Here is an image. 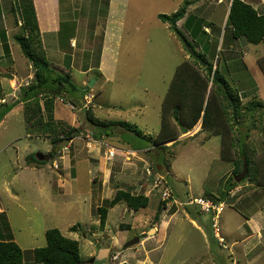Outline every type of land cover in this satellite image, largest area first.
<instances>
[{
	"label": "rangeland",
	"instance_id": "rangeland-1",
	"mask_svg": "<svg viewBox=\"0 0 264 264\" xmlns=\"http://www.w3.org/2000/svg\"><path fill=\"white\" fill-rule=\"evenodd\" d=\"M44 1L37 0L40 31L54 30L60 18L57 34L49 39L51 53L46 58L57 74L70 72L77 89L70 98L64 95V99H56L54 121L43 130L28 126L27 101L21 98L34 76V67L16 40L23 32L15 25L20 2L7 3L10 30L6 33L2 28L5 14L2 16L0 8V20L4 19L1 20L0 40L3 39L8 55L0 59V72L1 75L14 72L15 76L13 80L0 78V98L4 100L0 107L18 100L0 119V212L6 211L15 241L26 251L25 261H32L31 250L46 246L47 230L59 229L64 236L80 243L81 258L85 262L96 258L111 242L108 255L109 264H112L111 259L116 256L113 245L123 252L137 237L140 242L154 237L158 243L156 247L148 242L145 248L139 242L129 247L131 253L142 254L146 249H154L156 253L152 254L157 255L154 264H264V251L251 262L243 256L246 243H264L262 225L256 227L257 232L263 233L261 240L255 239L258 237L255 232L250 239L244 226L245 218L257 210L264 215V182H259V178L236 183L235 177L242 172L235 175L232 164L240 158L242 149L254 164L255 159L264 161V62L263 66L260 64L264 61V43L253 45L244 38L234 39L229 31L224 33L232 0H114L112 8L110 0H62L60 9H56L57 15L53 13L59 0H54L55 3L47 0V7ZM244 1L256 3V0ZM12 7L14 13L10 12ZM180 11H186V15L179 20L182 13L175 14ZM160 14L174 15L172 20L177 18L175 26L197 53L206 58L204 62L212 64L222 75L217 73L225 87L220 84L218 91L200 65L193 69L205 78L208 91L203 92V96L206 93L203 109L208 112L210 122L216 121V127L227 136L228 158L224 157L223 145L218 139L213 140L216 135L210 139L208 136L202 143V135L195 137L197 132H190L195 127L184 133L193 118L195 108L190 106H183L188 111L182 109L180 119L173 114L179 111L178 105L166 114L168 126L165 125L178 136L177 140L164 143L169 148L165 151L150 148L146 152L134 149L140 143L151 146L150 142L158 136L163 105L176 68L184 61L190 66L194 64L176 36L172 20L164 23L159 19ZM45 38L48 40V35ZM36 43L40 45L35 41L31 47L37 49ZM58 46L63 53L58 51ZM92 82L93 86L89 87ZM87 87L88 93L82 99ZM220 92L238 99L237 121L234 107L228 114L221 112V100L225 106L226 103ZM169 98L167 96L168 101L172 100ZM73 99L77 100V105L70 104ZM257 102L263 105H254ZM249 107L254 110L251 112ZM87 110H92L95 118L101 121L129 123L135 134L95 140L92 126L86 119ZM219 112L221 115L217 118ZM55 127L59 134V130L68 131L70 127L80 130L81 134L74 130L69 144L57 148L59 144L54 147L47 138L55 132L58 134ZM93 130L96 133L97 129ZM212 131L203 133L210 135ZM38 133L39 138L36 137ZM221 138L223 141V136ZM111 148L117 150L113 157L107 155ZM55 150L54 158L31 170L26 160L28 156L49 155ZM160 177L172 182L177 203L162 200L161 193L153 187L154 180ZM226 185L240 188L234 198L223 201L225 209L219 216L218 233H221L220 238L226 239L224 246L210 237L215 231L212 216L202 212L198 204L185 203L203 199L204 192L221 199ZM120 189L148 196L149 206L138 212L130 210L124 202L110 208L109 202ZM260 198L262 203L256 202ZM162 202L165 206L160 205ZM105 206L109 207V214L102 230L97 210ZM160 207V220L162 216L165 219L175 217L166 231L165 241H162L163 232H159L160 221L155 222ZM194 215L209 223V230L201 228L200 221H195V227ZM240 226L246 241L232 239L238 238ZM99 262L96 259V263Z\"/></svg>",
	"mask_w": 264,
	"mask_h": 264
},
{
	"label": "trees",
	"instance_id": "trees-1",
	"mask_svg": "<svg viewBox=\"0 0 264 264\" xmlns=\"http://www.w3.org/2000/svg\"><path fill=\"white\" fill-rule=\"evenodd\" d=\"M19 2H20L19 21L21 22V28L23 32L22 34H19L16 37V40L20 44V47L24 55L29 59L30 63L34 67V76L31 79L30 85H26L28 90L27 92L24 93L25 95H23L21 98L27 101L25 102L26 104L25 107L27 109L26 115H27L28 126L32 128H38L39 130H43V128L49 125V123L54 121L56 99L58 98L64 99V95H67L69 97L71 93L76 91L77 87L72 81V76L70 72L57 74L56 71L53 70L54 68L51 67L49 61L46 58L47 57L46 51L42 43L38 14L34 4V0H19ZM180 13H182V15H180L179 20L186 15V11L184 12L180 11L176 13L175 16ZM173 17L174 15L173 16H168L164 14L159 15V19L164 23L171 22ZM174 26H173V30L176 36H178V38L182 41V43L183 40H186L193 47V45L188 41L184 33L178 27L176 26L174 27ZM224 30H225L224 33L229 31L234 39L244 38L247 42L253 45H259L261 43H264V13L263 14L259 13L258 10H256L251 4L245 2L244 0H233L230 6V12ZM35 41L40 44L38 45L36 43L38 45L37 49L31 47V45H33ZM184 48L186 49L185 46ZM198 55H200L204 60H206V58L201 53H198ZM213 55L216 56V54L214 53ZM191 58L194 59L192 56ZM263 62H264L263 60L260 62L262 66H263ZM193 63L194 64L190 66L186 64V61H184L181 65H179L176 68L175 75L168 89V92L166 94V99L163 105L164 112L162 116V128L160 129L158 136L155 139H153V141L150 142V140H148L151 146H149V144L143 146L140 143L138 144L139 146L136 145L134 146V149L136 151L143 150V152H146L147 151L146 148H148L149 151L150 148L166 150L167 148H169V146H165L164 143L177 140L178 136L174 134L175 132L173 129H169L167 127L168 125L165 122L167 121L166 114L169 113L170 111H173L174 107L178 105L179 107L177 108L179 109V111L175 110L173 112L174 117L176 119H180L179 114L181 111L183 110L188 111V108L183 106H190L189 108L191 107L195 108L192 113L193 118L191 122L188 123L185 128L183 127L185 129L184 133H187L190 130H192L198 123H200L199 121L201 120L202 126L200 132H206V130H213L212 131L213 134L209 135L210 137L215 135L223 136L224 139L222 141V145H223L224 157L228 158V156H226L227 154L225 150L226 149L225 139L227 136H225V134L216 127L217 124L216 121L210 122L208 112L207 111L204 112L203 109L206 93L208 91L207 84L204 82L205 78L203 77V75L197 73L193 69L195 65H200V67L206 71V75L210 79L209 81H211L212 78L211 82L214 85H216L217 90L220 91L221 90L220 84L222 86L224 84L221 82L222 80H220V76L217 74L219 73V70L218 69L214 70L213 65L212 64L210 65L208 62H206L207 64L206 66H202L196 59H194ZM262 70L264 73V68ZM85 89H86L85 90L86 93L84 94V96H82V99L86 97L89 87ZM195 90H199V93L195 92ZM205 91H206L205 96H203L204 94L203 92ZM220 93H221L220 95H223L224 101L226 103L225 106V104L221 100L220 103V105L222 106L221 112L228 114L229 109L232 110V108L235 106L237 109L236 113H238V108H240L238 107V101H237L238 99H235L233 95L222 94V92ZM167 96H169L170 97L169 99L172 100L168 101ZM76 101L77 100L75 99L70 100V102L73 105H77ZM42 102L44 104L43 105L44 107H42ZM170 102H174L176 104L172 105V103L170 104ZM231 102H233L234 105ZM16 103H18V100L14 101L11 104L6 103L2 107H0V119H3V117H5V115L11 111L12 107H14ZM254 105L262 106L263 103L257 102V104ZM248 110L252 112L254 108L249 107ZM190 112H192V110ZM221 112L217 114V118L221 115L220 114ZM86 119L87 122H89L90 125L92 126L93 137L95 138V140H99L101 137L111 138L116 135L121 136V134L124 135L127 133L135 134L134 130L131 128V125L129 123L98 120L95 118V115L93 114L92 110L86 111ZM231 119H233V114ZM237 119L238 116L236 117V121ZM93 128L97 129L96 133H94ZM74 130L75 129H71L70 127L68 131L59 130L60 131L59 134L57 127H55L54 131H57L58 134L56 135L55 132L54 133L55 135L50 137L54 147L55 146L57 147V145L60 142H62L66 138V136L68 137L67 139L69 140L72 139L70 135L74 133ZM78 131H79L78 134L80 135L81 134L80 130ZM63 133L66 134L65 137L61 136L63 135ZM56 150L55 152H52L51 154L46 156L49 157L50 159L54 158L55 154H57ZM239 152H240L239 153L240 158L236 159L233 162V167H234L233 173H235L236 175L239 174L240 172H243L244 164H246L248 168V174L245 180L252 181L254 179L260 178L259 182L261 181L264 182V174L262 173V170L264 172V161L258 162L255 159L254 160L255 164H254L253 160L250 158L249 154L246 152L245 149H242ZM26 160L28 161L29 165L34 167H40L45 162H47V161H40L37 159V157H34L33 155L28 156ZM167 181L168 183L170 182L169 179ZM169 184L171 190L173 191L172 182H170ZM231 186H234V183H232ZM258 187H261V185H259ZM225 196H227L226 192L224 193L221 199L216 198L209 193H206L204 195V199L211 200L214 202L215 201L222 202L224 201ZM122 202L126 203L127 207L130 210H133L134 212H138L139 210L146 209L149 206L150 198L146 195H137L129 190L120 189L116 192L115 197L109 202L108 206L110 208H113L117 204ZM165 204H166L165 202H162L160 205L165 206ZM109 207L106 206L100 207L97 210L100 217V228L102 230L106 227L107 224ZM160 216H161V207L159 208L155 216L156 223H159ZM0 218L2 220L0 222V264H26L24 257L26 251H24L14 240V235L10 227L7 214L4 212H0ZM210 237L213 241H215V238L212 237V235ZM46 242L47 245L45 247L31 250V258L34 263L90 264L89 263L90 261L85 262L81 258L80 243L77 240H73L71 238L64 236L59 229L47 230ZM93 264L96 263L94 262ZM122 264H126V263H122Z\"/></svg>",
	"mask_w": 264,
	"mask_h": 264
},
{
	"label": "crops",
	"instance_id": "crops-1",
	"mask_svg": "<svg viewBox=\"0 0 264 264\" xmlns=\"http://www.w3.org/2000/svg\"><path fill=\"white\" fill-rule=\"evenodd\" d=\"M11 1L12 0H0V8L2 9L1 11H3V15L2 16H4V14H5V22L2 25L3 31H5V33L6 32H9V30H10L9 27H8V20H7V15H6V7H7V3L8 2H11ZM52 1L54 2V0H52ZM61 2H62V0H59L57 2V4H56L57 5V8L55 6V10H54L53 15H57L58 10H56V9H60ZM255 2L256 3H253V2H247V3L251 4L256 10H258L259 13L263 14L264 13V1L256 0ZM42 3L43 2H41V4ZM44 3L46 5V7H47L48 1L45 0ZM34 4H35L36 10H37V14H38L39 25L41 26L40 16H39V13H38L39 7H38L37 0H34ZM113 4H114V0H110L109 7L112 8ZM14 11H15L14 10V7L10 8V12H13L14 13ZM1 20L4 21L3 18ZM1 20H0V27H1ZM15 20H16L15 21L16 27H21V22L19 21V18L16 17ZM6 21H7V24H6ZM57 23L60 24V18L58 19ZM57 23H56V27L54 28V30L48 29V30H45V31H42L41 32V35H42V43H43V47H44V49L46 51V55L47 54L49 55L51 53V49H48V48H49V46H52V42H50L49 39L50 38H54L55 37V34H57V31H58V25H57ZM111 25H112V23H110V25H108V28ZM52 32L54 33V35L51 34ZM47 35H48V40L45 38ZM107 41H108V38H107ZM2 42H3V39L0 40V59H4V58L7 57V53L5 51V43L3 44ZM6 42H7V40H6ZM56 47H57V45H56ZM55 51H56V49H55ZM58 51L61 52V53H63L62 51H60L59 46H58ZM62 56H64V54ZM103 64H104V62L102 63V66H103ZM102 69H103V67H102ZM0 74H1V72H0ZM12 75L14 76V72H12ZM1 77L2 76H0V78ZM31 77L33 78V76H31ZM2 100L3 99H0V104H1V101ZM201 126H202V122L201 123H198L195 126V128L192 131H190V132H192V133H194V131L197 132L196 135H195V137L196 136H199V135H202V137L204 139H202L201 141H202V143H204L205 138H208L209 135H208V133L200 132L201 131ZM187 135H184V136H187ZM36 137L39 138L40 137V134L39 135H36ZM41 138H44V137H41ZM47 138H50V137H47ZM210 138L211 137L209 136V139ZM215 139H218L217 142L221 143V145H222L221 135H216V137H214L213 140H215ZM146 150H148V148H146ZM30 168H31V170L38 169V167H34V166H31V165H30ZM225 188H226L225 192L227 193V196L224 197L225 198L224 201L225 200L227 201L228 199L234 198L236 196V192L239 190L240 187L238 189H236V188L233 189V188H231V186H227L226 185ZM205 194H206V192H204L203 195H205ZM203 195H202V198H204ZM261 199L262 198H260L256 202L262 203V202H260ZM188 210H190L189 211L190 213H192V214L194 213L191 209H188ZM2 211H4V209H2ZM261 212H262L261 210H257L256 212H254V214H251V215H249V217H246L245 218L246 220H245V223H244L245 225L244 226H246V228H247L246 229L247 232L245 234H247L248 236H250V239H251V236H252V233L253 232H255L254 234L258 236V237L255 238L256 240H261V238L263 237L262 231H260V232H257L256 231L257 225H258V227L260 225H262L263 226V229H264V215ZM4 213H6V211H4ZM195 217H196V220L193 221V225L195 227H196L195 221H200V223H201V226L200 227L203 228V229H208L209 230V226H208L209 223H207V222L204 223V221L202 220V218L201 217H198L197 215ZM174 218H175L174 215L170 216V219H165V217L162 216V220H160V224H158V225H160L159 232H161V233L162 232L163 233L165 232L164 234L162 233V235H163L162 241H165V239L167 238L166 235H165L166 234V231H168V227L171 225L172 219H174ZM211 223H212V221H211ZM200 227H199V229H201ZM212 228H213V226H212ZM241 228H242L241 226L238 228V234H239L238 238H232L233 240H235V239H244L243 241H246L245 238L243 237L245 235H243ZM203 229H201V230H203ZM213 237L215 238V240L218 243L219 241L215 237V231L213 233ZM14 240H15V237H14ZM148 242L150 243L151 246H155L156 247L158 245L157 239L154 238V237H150L148 239L141 240V242H140L139 245H143L146 248V245L145 244H147ZM236 243L237 242H235L234 244H236ZM225 244H226V239L224 238V245ZM150 245H149V247H150ZM246 245H247V247L245 246V249H244V252H243L244 253L243 256L246 257L250 262L251 261H255L254 260L255 256L256 257L261 256L262 255V252L264 251V243H261L259 241H257V242L255 241L253 244H251L249 242V243H246ZM110 246H112L111 245V242L109 243V245L107 244V246H104V247H105V249H109L110 250ZM113 247L115 248L114 250H116V254H115L116 256L113 259H111L112 264H117L115 262L118 261V260L120 261V262H118V264H122V263H126V264H154L157 261V259H155L157 257V255L155 256V253L156 252H155L154 249H152V250H147L146 249V251H143L142 254H138V253L136 254V253H131L130 248H128L125 251L121 252L119 250V248H117L115 245H113ZM153 251L155 252L154 254H152ZM109 259H110V256L108 255V257L106 259L98 260V261H100L99 263H96V261H95V263L96 264H109V262H110ZM158 260L160 261V258H158ZM25 263L26 264H36L33 261H31V260H27V261H25Z\"/></svg>",
	"mask_w": 264,
	"mask_h": 264
},
{
	"label": "built area",
	"instance_id": "built-area-1",
	"mask_svg": "<svg viewBox=\"0 0 264 264\" xmlns=\"http://www.w3.org/2000/svg\"><path fill=\"white\" fill-rule=\"evenodd\" d=\"M30 83H31V81L28 82L27 84H30ZM88 138L90 139V137H88ZM108 151H107V155H109L110 157H113L114 155L117 154V150L115 148H111V150L108 149ZM149 174H150V172H149ZM160 178L161 179L157 178V179L154 180V186L153 187L155 188V190H158L157 193H161L162 200L167 201V202L168 201H173V202L177 203V200L175 199L174 193L171 190L168 181L165 178L164 179L162 177H160ZM185 204L186 205L198 204V205L201 206L202 212L207 213L210 216H212V220H211L212 221V226L215 229V231L217 230L216 231V236H217L218 240L221 242V244H224L223 243L224 239L219 237L218 226H219V216L224 212L225 204L223 202H221V201H215L214 202V201H211V200H206L204 198L203 199L191 200V201H189L188 203H185Z\"/></svg>",
	"mask_w": 264,
	"mask_h": 264
},
{
	"label": "water",
	"instance_id": "water-1",
	"mask_svg": "<svg viewBox=\"0 0 264 264\" xmlns=\"http://www.w3.org/2000/svg\"><path fill=\"white\" fill-rule=\"evenodd\" d=\"M229 12H230V7H229ZM229 12H228V15H229ZM228 15H227V18H228ZM176 19L177 18H175V19L172 20V25H175L176 24ZM183 44L186 47L187 51L189 52L190 56H192L194 59H196L202 66H206V63L204 62L203 58L200 55H198L197 51L186 40H183ZM0 76H1V74H0ZM2 77L3 78H6V79H9V80H13L14 79V76L12 74H9V73L2 74ZM92 86H93V82L90 83L89 87H92ZM232 104L234 105L233 102H232ZM236 111H237V109L234 106V116L235 117H236ZM75 132L78 133L79 131H75ZM69 142H70L69 139H64L63 142L59 143V145H58L57 148L66 147V145L69 144ZM36 157L40 161H48L50 159L46 155H42V154H38ZM247 174H248V168H247V165L244 164L243 172L235 177V181L237 183H239L242 179H245L247 177ZM139 242H140V238L137 237L135 240H133L130 243H128L127 248H129L131 246L133 247L136 244H138ZM108 252H109L108 249H101L99 255L96 258L90 260L89 263L90 264H93L96 261V259L97 260H103V259H105L107 257V255H108Z\"/></svg>",
	"mask_w": 264,
	"mask_h": 264
},
{
	"label": "flooded vegetation",
	"instance_id": "flooded-vegetation-1",
	"mask_svg": "<svg viewBox=\"0 0 264 264\" xmlns=\"http://www.w3.org/2000/svg\"><path fill=\"white\" fill-rule=\"evenodd\" d=\"M2 76V75H1ZM62 102V101H61ZM70 104H71V102H70Z\"/></svg>",
	"mask_w": 264,
	"mask_h": 264
},
{
	"label": "bare ground",
	"instance_id": "bare-ground-1",
	"mask_svg": "<svg viewBox=\"0 0 264 264\" xmlns=\"http://www.w3.org/2000/svg\"><path fill=\"white\" fill-rule=\"evenodd\" d=\"M76 134H77V132H76Z\"/></svg>",
	"mask_w": 264,
	"mask_h": 264
},
{
	"label": "clouds",
	"instance_id": "clouds-1",
	"mask_svg": "<svg viewBox=\"0 0 264 264\" xmlns=\"http://www.w3.org/2000/svg\"><path fill=\"white\" fill-rule=\"evenodd\" d=\"M207 29V28H206Z\"/></svg>",
	"mask_w": 264,
	"mask_h": 264
}]
</instances>
